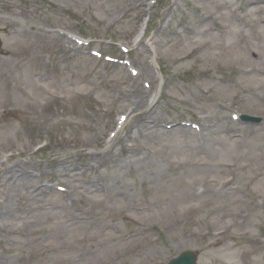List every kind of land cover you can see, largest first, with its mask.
Returning <instances> with one entry per match:
<instances>
[{
	"label": "rangeland",
	"instance_id": "rangeland-1",
	"mask_svg": "<svg viewBox=\"0 0 264 264\" xmlns=\"http://www.w3.org/2000/svg\"><path fill=\"white\" fill-rule=\"evenodd\" d=\"M243 2L0 0V211L32 222L24 234L0 222V264H167L186 249L201 264H264V6ZM105 55L142 86L149 60L163 127L131 128L139 156L122 174L106 160L66 177L55 159L85 163L80 150L112 138L119 95L138 87ZM94 177L113 190L97 204Z\"/></svg>",
	"mask_w": 264,
	"mask_h": 264
},
{
	"label": "bare ground",
	"instance_id": "bare-ground-1",
	"mask_svg": "<svg viewBox=\"0 0 264 264\" xmlns=\"http://www.w3.org/2000/svg\"><path fill=\"white\" fill-rule=\"evenodd\" d=\"M257 4H262L264 6V0H244V2L242 4H239L238 8L241 9L243 6H249V7L250 6H256ZM223 6H225V5H223ZM227 6H228V8L229 7L232 8V6L230 4L229 5L227 4ZM238 8L233 10V14H236L239 12ZM261 12H262L261 7L260 8L254 7L252 9H250V11L245 15L246 17L249 18L250 25L255 26L258 24L257 18L254 19L253 15L259 16ZM241 21H243V20H241ZM214 27L216 30L217 29H219V30L223 29V27L221 26L219 21H214ZM260 27L264 30V20L259 22L258 28H260ZM262 29H260V30H262ZM198 49H199V46L196 45L193 47V49L191 48L189 50L188 54H184V56L182 55L180 58H186V57L193 56ZM143 72H145V71L143 70ZM145 73H146V75H148L147 77H148V79H150L151 83L154 84L156 82V80H154L155 77H154L153 72H152V67H151V65H149V63L147 64V62H146V72ZM140 75H142L141 72H139L138 77H135V80H134V84L136 86H138V87H136L135 91L132 90V91H130L129 94L126 91L127 96H125V97H123V95L126 93H123V94L121 93L118 98L124 99V101H127L124 104V106H125L124 110H126L125 114L127 115V118H126L125 124L123 125L122 130L125 128V126H128V125H130L131 122H133L130 125V127H134L133 129H135L136 133L141 135L142 131H145V130H146V132L148 131V127H150L152 129V131H155L156 128L158 130V128L163 127V125L154 119L155 115H153V111H152V109L154 108L153 106L158 104V100H156V98H153V100L150 99L149 96L152 97V91L145 89L140 84V79L143 77ZM124 101H119L120 107L124 103ZM116 103H117V101H116ZM129 132H127L126 134L125 133L123 134L119 130V132L117 133V135H118L116 137L117 141L121 142L120 145H121V148L123 149V153H121L120 155L118 154V151H116V148H115L116 140H111L108 142L106 140L101 139V140L96 142V145L98 146V150H95V151L92 150L91 152H88L85 150H80L82 157H88L87 162L85 161V163H82V162L75 163L73 160H70L69 158L62 157V158H56L55 163H56L58 168L63 170L64 173L66 172L65 173L66 177H70V176H72V174L74 177H76V175H75L76 172H74V170H78L80 168L84 169L86 167L87 168L96 167L95 163L105 162L106 160L111 161L113 163L112 166L117 167L118 172L120 174H122L125 171V168L130 167L133 159H135L137 156H139V155H135L136 157H134V156L130 155V152L134 151V149H135V146H134L135 136H132L133 130L129 129ZM88 143H90V142L88 141L87 144ZM84 144L86 145V142ZM116 161H119V162L117 164H114V163H116ZM29 177H30L29 174L23 173L21 175L20 182L24 183ZM230 183H231V180H227L225 182V186L230 185ZM89 185L90 186L85 187L84 190L86 192H89L90 194H93V195H95V194L99 193L100 191L104 190L105 188H107L106 186L101 184V181L99 179H91L89 181ZM24 186H26V185L24 184ZM36 187H37V189L39 188L38 186H36ZM112 192H113V190L110 189L109 196L112 195ZM32 194H34V193H32ZM32 194H31V196H32ZM90 198L92 199V201L94 203H96V204L98 203V201H97L98 197L96 195L94 197H90ZM145 208L146 207L144 206L142 208V210ZM31 209H33V208H31ZM137 209H138V207H137ZM146 211L147 210L142 211L141 216H144V215L146 216L147 215ZM11 217L12 216L9 215L6 212V210L0 211V222L9 223L7 226L8 229L13 228L16 231L21 232L22 234L26 233L28 230V227H30L31 223H32L30 218L27 216L23 221L24 223H22L21 225H16V224H12L13 219H10ZM110 229L113 230V233L116 234V232H117L116 228H107L106 230L108 231ZM144 232L138 231V232H135V234L134 233H130V234H131V236L135 235L136 237H139L140 235H143ZM222 234L223 233H217L216 235H217V237H219ZM110 237L112 239H114L115 235L110 236ZM212 243L213 244H211V245H213V246L217 245L216 241H214Z\"/></svg>",
	"mask_w": 264,
	"mask_h": 264
},
{
	"label": "water",
	"instance_id": "water-1",
	"mask_svg": "<svg viewBox=\"0 0 264 264\" xmlns=\"http://www.w3.org/2000/svg\"><path fill=\"white\" fill-rule=\"evenodd\" d=\"M1 48V41H0ZM196 255L192 252H186L181 255L179 260L174 261L172 264H195Z\"/></svg>",
	"mask_w": 264,
	"mask_h": 264
}]
</instances>
